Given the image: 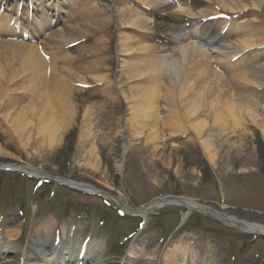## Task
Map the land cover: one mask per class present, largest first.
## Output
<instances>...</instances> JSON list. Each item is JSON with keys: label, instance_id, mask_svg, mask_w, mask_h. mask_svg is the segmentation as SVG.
<instances>
[{"label": "rangeland", "instance_id": "374dc122", "mask_svg": "<svg viewBox=\"0 0 264 264\" xmlns=\"http://www.w3.org/2000/svg\"><path fill=\"white\" fill-rule=\"evenodd\" d=\"M48 2H65L67 7L60 18L49 15L52 22L39 33L41 38L47 35L38 53L43 61L39 78L31 80L32 69L21 65L23 48L0 45L4 71L0 77V165H25L39 171L29 176L0 168V246H12L1 255L0 264H9L16 251L20 253L16 264H73L64 250L62 256L34 253L28 257L31 245L47 240L69 243L63 244L74 248L73 256L80 250L82 257L94 247L89 254L92 263L80 259L74 264H264V235L247 233L195 209L186 211L182 220L185 208L177 205L132 214L114 199L119 196L130 207H138L154 198L181 196L238 220L264 225L261 128L244 123L232 129L228 120L224 126L228 129H214L207 118L205 133L197 137L174 119L172 110L179 103L167 89L173 72L193 67L190 58L180 57L179 43L173 42L180 28L193 30L194 39L205 44L214 39L232 45L252 35L258 43L245 51L235 50L228 56L207 51V55L211 69L229 87L228 94L237 95V80L247 75L246 85L254 89L258 103L257 115L264 120V7L256 10L249 1L226 11L207 0H169L153 8L139 0H0V11L4 6L15 7L22 21L27 11L39 19L41 13L50 14ZM175 5L203 12L189 16L166 9ZM123 6L153 21L152 32L124 25L119 19ZM239 25L246 32H238ZM125 35L144 43L147 50L122 54L120 41ZM166 48H175L171 59L176 67L162 68L159 76L145 72L129 77L120 68V58L123 63H147L146 58L151 60ZM156 77L161 82L150 121L155 131L147 126L136 133L126 123L133 104L129 97L139 92L136 85L154 84ZM45 101L64 120L50 148L36 130ZM134 104L144 101L137 98ZM28 107H32L26 113L31 122L25 129L28 134L21 137L3 113L15 115ZM208 136L210 152L200 143ZM89 157L96 163H85ZM60 179L91 185L105 195L87 193L79 185L68 187ZM43 227L49 232L44 234ZM176 246L184 251H174V260L168 262L164 256ZM192 252L197 255L195 262L190 261Z\"/></svg>", "mask_w": 264, "mask_h": 264}, {"label": "bare ground", "instance_id": "6f19581e", "mask_svg": "<svg viewBox=\"0 0 264 264\" xmlns=\"http://www.w3.org/2000/svg\"><path fill=\"white\" fill-rule=\"evenodd\" d=\"M245 1H249L250 4H253L256 10H260V8L264 7V0H207L208 4H219V7L226 11L236 10L242 4H246ZM139 2L144 5L147 4L148 8H153L163 7L167 5L169 1L139 0ZM177 2L178 4H181V2ZM46 6L47 10L50 11V14L41 13V17L38 19L31 15L29 11H27V17L24 19V21H22L20 12L15 7L7 8L4 6V10L0 11V45L6 46L8 48L20 47L25 50V53L19 56L20 63L25 69H32L33 73L31 80L39 78L43 71V68L41 70L43 61L38 53L42 49L43 44H45L47 35L44 38H41L39 37V33L45 27V25L52 22L49 15L52 14L60 18V15L67 7L65 6V2H48ZM166 9L171 10L172 12H182L183 14L189 16H195L197 13L200 14V12H203V10L195 11L185 5H178L174 8L167 6ZM32 10L40 12L45 11L44 9L37 7H32ZM206 11H210V9ZM119 12L121 14L119 19L124 25L132 28L139 27L152 32L153 26L151 23L153 21H151L149 18L137 14V12L128 8L127 6L120 7ZM237 30L238 32H246L247 29L243 25H239ZM192 31L180 28L173 34V42L179 43L178 50L181 54L180 57L183 60L186 57L190 58V64H193L191 70L186 72L177 70L173 72L175 76L171 75V77L174 79L169 82V86H167L168 91H170L169 95L174 98L176 97V103H179L178 106L172 110V115L178 122V125L181 127L186 126L187 128L191 129L197 137H200V135L205 133L204 131L206 130L207 118L211 120L212 127L214 129H219L221 126L224 128V130L228 129V127L224 126L228 125L226 124V121L230 120L231 123L229 126L232 129L239 127V125L244 123H253L255 126H259L261 131L264 133V120L258 117V103L257 100L253 98L254 89L252 88V90L249 85H246L248 84L249 80L248 78H245L247 75L242 76V80L241 78L240 80H237L240 84L237 85V89H239L237 95L232 94V92L228 94L227 92L229 87H226L223 80L224 78L211 69L208 59L209 56L207 55V51L222 56L233 55L235 50L245 51V49L255 46L258 43V40L253 39L251 37L252 35H247L238 38L237 41L233 42L232 45L219 43L214 39H209L207 40L206 44H203L199 42L198 39H194L195 35L192 34ZM19 32L21 33L19 34ZM48 37H51V34L49 35L48 33ZM124 37L125 38L121 39L120 41V52H122V54L147 50L148 46H146L144 43L135 40L129 35H125ZM234 46H236L237 49L234 48ZM174 50L175 48H166L155 58L151 60L146 58L147 63L138 61L123 63L124 58H120V62L122 63L120 68L124 67L129 77H133L132 75L137 76L138 74L144 75L145 72H149L150 75L157 74L159 76L163 72L162 68L165 67L167 69V67H171L173 69L176 67L174 66V61L171 59V55ZM13 57H16V55ZM3 75L4 71L2 67H0V77H3ZM76 77L80 83L85 82L83 77ZM196 78H198V82L194 83V81L197 80ZM160 82V77H156V83L154 84L150 83L144 87H142V84H138L136 87L142 91L139 90L137 94L131 95L129 97L133 104L130 108L131 116L126 119V123L128 121L131 126V130H136V133H141L140 129L143 130L147 126L150 128V132L155 131L154 127L151 126L150 121L152 118V109L154 108L152 105H154L153 103H157L159 95L158 90L160 89L158 84H160ZM172 88L176 91H172ZM137 98L141 100V102L144 101V104H137V106H135L134 102L137 101ZM172 108L173 107H170V109ZM29 112H32V107H28L24 109V112L22 111L21 113L15 115H11V111L4 112L3 117L14 127L16 131L20 132L21 137H26L25 135L28 133H26L25 129L31 122V119L26 117V113L28 114ZM38 113L39 120L37 122L36 128L37 134L39 137H42L43 145H45L47 148H50L55 145L57 139L56 136H58L57 133L64 126V120L56 117V115L50 110L49 101H45L44 104L40 106ZM210 140V136L205 139H200L202 147L208 152L211 150ZM90 162L96 163L91 159V157H89V160H86L85 163H89L90 165ZM25 168L26 172L30 175L39 173L37 169L31 166ZM79 186L81 188L90 190L88 186ZM114 199L126 211H129L130 213L132 212L133 214L144 215L148 212V210H154L168 205H177L185 208L181 217L182 220L187 215L186 211L199 209L209 213L213 217H216V219L229 226L236 227L247 232L264 233V225L238 220L235 217L227 216L222 212L212 210L209 207L203 206L202 204L186 197L166 196L164 198H154L149 202V205H142V207H130L128 204H126V201H124L119 196H115ZM47 224L48 223H42V226L44 225L46 227ZM45 227H43L44 230L41 228V231L44 232V234L49 232L45 231ZM63 243L69 245L67 242L54 243L50 240L43 242V244L40 243L39 246L31 245V247L28 248V252L30 251V254L27 255L28 257L34 253H51L61 255L62 251L64 250L67 254V258L70 259L73 264L78 262L80 259L84 263H88L89 261V263H92V258L89 254L94 252L93 246L86 249L82 257H80V250H78V253L73 256L74 248L67 247ZM182 248L183 247L176 246L173 251H170L171 249L167 250L164 256L165 259H167L168 262L170 260H174V251L180 253V251H184ZM9 250H12V246L1 245L0 257L5 251ZM19 255L20 253L16 251L14 256H11L13 258L9 260V264H16ZM196 256L197 255L195 252L190 253V261H197L198 259ZM7 262L8 261H6V263ZM54 264L56 263L54 262Z\"/></svg>", "mask_w": 264, "mask_h": 264}]
</instances>
